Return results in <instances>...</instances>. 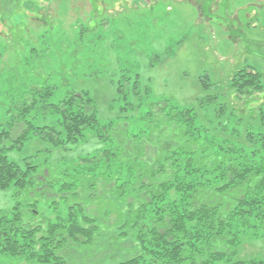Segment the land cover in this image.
<instances>
[{
    "label": "trees",
    "instance_id": "1",
    "mask_svg": "<svg viewBox=\"0 0 264 264\" xmlns=\"http://www.w3.org/2000/svg\"><path fill=\"white\" fill-rule=\"evenodd\" d=\"M208 78L201 75L202 87L219 88ZM227 83L229 92L206 93L196 107H179L167 98L142 103L146 127L127 135L124 143L80 157L71 171L50 172L60 181L54 189V183L42 185L39 195L48 191L46 207L64 206L65 214L40 219L36 201L0 209V261L264 264L263 253L248 257L241 251L247 235L264 240V98L258 99L264 87L261 74L247 65L234 70ZM77 92L53 101L50 85L32 86L17 100V120L29 123L37 107L58 113L64 137L51 125L40 127L55 145L77 142L88 127L109 138L115 125L128 122L123 116L99 125L92 99ZM120 108L134 105L125 102ZM202 108L213 114V120L205 117L211 129L201 125ZM2 129L0 138L9 132ZM8 148L0 144V189L16 185L29 195L34 187L27 185L37 168L9 159ZM100 164L107 168L97 172Z\"/></svg>",
    "mask_w": 264,
    "mask_h": 264
},
{
    "label": "rangeland",
    "instance_id": "2",
    "mask_svg": "<svg viewBox=\"0 0 264 264\" xmlns=\"http://www.w3.org/2000/svg\"><path fill=\"white\" fill-rule=\"evenodd\" d=\"M246 65L261 74L264 87V0H0V132L9 131L0 144L13 143L5 150L8 158L37 168L32 186L27 185L34 187L29 195L16 185L0 189V209L36 201L40 219L65 214L64 206L46 207L48 191L39 195L42 185L54 183V189L60 181L50 172L71 171L80 157L124 143L127 135L146 127L141 115L148 101L167 98L179 107H196L206 93L229 92L233 71ZM203 74L219 88L202 87ZM41 85L52 87L53 101L85 91L99 125L123 116L131 125L121 121L105 139L88 127L77 142L55 145L40 127L51 125L64 137L58 113L37 107L29 123L15 113L17 100ZM258 97L264 98V90ZM125 102L134 108L121 109ZM198 112L201 125L211 129L205 117L213 120V114ZM25 128L26 138L17 143ZM100 165L97 172L107 168ZM252 238L246 236L249 242L241 251L248 257L264 254V240ZM17 258L5 257L0 264H26Z\"/></svg>",
    "mask_w": 264,
    "mask_h": 264
}]
</instances>
